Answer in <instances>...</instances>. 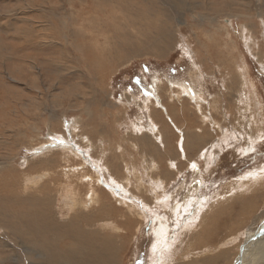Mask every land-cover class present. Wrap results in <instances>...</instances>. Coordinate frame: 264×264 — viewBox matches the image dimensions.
<instances>
[{"label": "bare ground", "instance_id": "bare-ground-1", "mask_svg": "<svg viewBox=\"0 0 264 264\" xmlns=\"http://www.w3.org/2000/svg\"><path fill=\"white\" fill-rule=\"evenodd\" d=\"M37 1L41 2V5H45V9L41 10V18L49 21V17L46 15L47 12L50 15L56 16V19L58 20L72 23L74 31L73 39L76 41V46L80 52L81 58V63H77L62 52L60 60L51 61L50 64L46 63L40 66V68L36 66L37 69L45 71L54 66V64L56 65V62L59 63V61H61V64L66 67V69L61 67L62 70H68L72 74L78 72V74H80L78 77L81 78H85L84 76H91L90 80L92 82V85L90 86L92 87V90L90 92L88 91L90 99L87 100V102L85 100H82L81 102L74 101L72 103H65L66 107L65 105L53 107L55 110H61L57 116L59 118L55 117L53 111H50L46 117L44 127L52 130L54 124L57 125V122H59L58 126H60L59 128L62 133L68 134L72 139H75L84 149L85 158L80 159L66 147L65 149H55L51 151L45 150L43 154L36 158L22 160L23 165L32 161L34 163L31 165L33 166L32 168L34 170L37 167L42 169L40 172L42 175L34 176L35 179L29 180L30 182L35 183L34 186L28 187L33 191L28 197L21 199L19 197L25 194L19 193L21 195L15 197L13 193V197L17 200V211L14 210V212L8 207L6 208V201L3 200V203L2 200H0V217H4L5 219L3 221L0 220L2 221L0 223V229L4 231L5 242H12L20 249L27 247L25 245L27 240H31L35 243L34 246L31 243L25 249L36 252V254L34 253L32 256L26 254L25 264H121L120 262L122 261L123 256L119 249V245H117L119 238L116 236L117 228L113 224L112 219L123 218L125 223L123 224L122 231L129 235L134 234L133 228L137 225L134 234V237L135 235L137 237L141 230L140 227L142 222L140 216L143 210L138 209L141 213L136 211L134 208L135 205L133 206L130 201L125 200L127 202L122 203V201L117 198V194L121 193L127 195V197H130V195L133 196L137 200L142 201V206L146 209L147 204L145 202L147 199L139 194V190L133 191L134 186L132 189L128 188L130 184L129 172L127 170L128 164L124 160L126 153L124 148L126 146H123L124 148L122 147V141L124 139L121 141L122 138L120 139L119 137L121 142L117 141V143L119 142L118 150L114 147L112 148V145L109 144L110 142L109 140H106V138L110 137L109 133L112 134L113 131H108L109 127L107 126V128L106 126H103L101 121L99 122L96 119V121L99 122L97 123L93 120L92 116L94 117L96 114L93 115L91 113L92 111H89V104H91L93 100H97L96 94L100 91V93L103 92L105 94L103 98L104 100L102 101L100 99L99 101L102 110L101 117H105L103 110L105 111V109H107L109 114H114L116 111L118 116L122 115L123 120V117H125L130 111L131 107H134L139 115L144 114L148 126L146 128L147 132L143 127L139 128L135 123H131V131L130 133H127L125 141L127 140L128 145L134 147L135 151L139 147L143 148L142 154H140L141 157H144L142 163L144 164L143 166L147 175L152 174V172H160L161 168L156 157L163 156L162 153L166 152L167 160H163L166 167L163 170L161 169L162 172L160 175L163 174L167 181L172 180L173 178L176 179L177 174L179 175V173H181L180 166L182 167V164H185V169L191 168L193 171L199 170L198 173L201 171L199 163H204L206 165L214 163V165H218L222 160L224 152L222 147L224 144L222 135L226 132L224 128L230 127L229 130L234 134L235 141L240 140L239 148H235H237V150L239 149L241 153H246L255 149L257 139L264 135V117L261 114L260 117L262 118V122L257 119L259 118L258 116H256V119L249 118L251 116L250 108L255 106V100H257L255 99L256 94L251 91H246L247 89L245 87H248V84L245 80H240L242 83L239 85L243 87L244 91L247 93L238 91V87H240L237 86L236 83V78L239 75V73L237 74L238 67H235L234 70L228 74L230 75L228 78L231 81V92H226V95L228 94V96H226L228 97V105H226L229 110H226L227 112H222L224 116H221V122H223L224 125L219 123L220 120L217 121L215 120L216 118L214 119L213 116H211V113H214L213 111L216 109V97H210L209 99L206 94V96H204V93L193 91L192 88L187 86L181 87L178 84L170 86L167 83L158 80L155 99L149 98L145 102H142L141 97L138 96L137 98H134L131 92H125L126 102L124 103H121L120 100V102L116 101L115 97H112L111 93L104 88L108 87V80L112 81L114 76H117V74L120 75L123 70L131 66L133 61L135 62L136 60L141 59H146V61H148L147 58L150 56L159 58L166 57L167 52H169L170 49L176 48V46L183 47L187 52V55H184L188 58L190 66L193 67V72L189 75L190 79L196 83L199 81L203 83L205 81L204 78L206 73H203L201 66L197 63L199 61H197V50H190V45L196 41L198 44L205 47L207 43H210L211 41L213 42V34L216 36L222 33L225 36H228L227 43L229 46L233 39L225 25V23H231V18H228V16H236L237 20L241 17L245 18L248 16L261 17V10L264 11V0H255L258 1L256 3L253 0H240L238 2H236V0H221V7L219 11H216V16L221 17V14L225 13V15L228 16H224L226 17L224 20V17L219 19L212 17L211 13H213L214 6L209 5V0H94L95 6L91 15H89L83 2H88V0H62L61 5H59L58 2H54V0H43V2L40 0ZM64 4L67 6L64 7ZM167 4L170 5L171 8H167ZM173 8L179 13L178 16L174 15L172 11ZM218 12H221V14H218ZM33 22L40 24V27H37L42 30L41 36L37 35V32H35L37 30L34 31ZM123 22L126 23L124 28L120 27ZM32 24L33 25L29 26L25 21L21 22V25H19L15 32L18 43L16 46L24 48L25 50L33 49L34 51H36L35 49L38 51L40 48H45L47 53H53L55 48H58L59 43L52 40L46 41L51 30V22L44 21L39 23L37 19V21L33 20ZM168 24H170L169 28L175 29L176 31L166 30ZM180 25L187 27V30H183ZM242 26L243 25H241L240 29H242ZM185 32H187V34H183ZM172 33L176 35L177 40L170 39L171 41H168V38L173 35ZM220 41L221 40H219L218 44H221V46L224 47L223 45H225L226 42ZM176 42H179V44H176ZM36 44L39 45L37 46ZM199 50H201V48H199ZM203 50L206 51L204 48ZM227 51L228 54L231 53L230 49H227ZM169 55H167V57ZM222 57H224L223 54ZM113 70H115L114 73ZM226 73L228 72L226 71ZM239 77H242V75ZM54 83L56 84V82ZM78 83L80 82L78 81ZM224 83V89L228 88L226 84L227 82L225 81ZM107 90L109 89L107 88ZM221 95L224 96L225 94L223 95L222 93ZM110 97H112V99H110ZM216 99L219 102V99ZM35 102L37 101L35 100ZM188 103H191V106L188 107L185 105H188ZM37 107L39 106L37 105ZM231 108L236 109L237 116L233 117L231 115V111H233L230 110ZM94 109L96 110V108ZM70 111H72L71 113H74V117L69 116V121L66 122L67 112L70 113ZM2 113L4 114L5 112ZM216 114L219 113L216 112ZM195 115L201 119V126L193 125V116ZM114 116L112 115L114 118L113 123L116 124L115 130H118L123 125V121L120 122L121 119L120 121H116V116ZM108 118L111 117L108 116ZM36 122H34V124L26 123L27 131H33L35 133H38V131L40 132ZM184 124L186 126H184ZM235 124L239 125V131L234 130ZM251 126L256 128H252ZM246 127L248 129L250 127L249 131ZM22 131L19 130L15 136L19 137L23 135L24 133ZM174 132L177 134L176 139L173 137V134H175ZM167 133L171 140L169 138L167 139ZM52 135L55 134L50 131L49 137ZM173 138L175 139V142H172L174 145L172 144L173 146H171V144H168V140L171 142ZM48 142L49 140L46 141V143ZM32 147H34V144L27 143L24 144L23 148ZM165 149L166 151L164 152ZM191 153L193 154L191 155ZM196 153L197 158L192 159ZM4 159L5 161L0 169L2 168L5 170L9 168L13 171L10 161L13 160L14 162L15 156H13V154L12 156L8 155V157H4ZM108 159H110V161H108ZM120 161L123 162L122 165L119 164ZM121 171H123L124 177L127 179L126 185H123L122 182L117 180V176H119ZM100 174H102L105 179H109L111 182V185L109 183L110 186H108V182L101 185ZM247 174H244L239 179L228 181L220 188V191L213 194L211 198L210 196H207V198L202 197L201 201H197L188 195L192 199L182 206L183 208L176 205L177 207L173 208L171 211L173 214L175 213L173 217L175 219L174 221L177 222L174 226L177 230L173 233L172 240H168L173 228H171V226L169 227L167 218L165 217L163 222L159 219L156 220L153 228H151V232L155 236L151 249L153 253L157 251V253H160V258L158 259L159 264L170 263L165 260V257L170 252L175 238H178L177 235L181 231L184 232L187 229L190 231H188L185 236L189 238V241L193 238L196 240L195 246L190 245V248L187 249H189V251L193 250L195 253H193V257L191 259L188 258L185 263L181 261L178 264H197L198 259H195V257H199V255L204 256L200 259L202 264H218L214 263V258H211L210 256L215 253L219 254V256H223L224 253L231 255V258L228 260L220 261L224 264H245L244 261L247 260L248 257V253L245 254L246 247L251 248L252 245L250 244L252 243L254 244L252 248H256L255 245H260L262 241L264 242V207L260 208L255 204L257 198L260 197L264 199V167L262 169L258 167L252 173ZM152 176H155V174ZM163 176H161L162 179ZM58 180L65 181L66 184H69L66 188L69 189V191L72 189L73 192L78 191L79 193L80 191L81 194L83 193V197L80 198L77 194L67 190H63V194L61 195L60 191H54V189L51 188V185L57 183ZM150 180H152V184H154L155 179L150 178ZM159 181H161V179H159ZM156 183H158V180ZM245 185H247L249 189L251 188L249 190V198L245 196V191L241 192ZM139 186L141 188V184H139ZM61 187L63 188V185ZM24 188L27 187L25 186ZM11 193V191L8 192V194ZM251 195H253L254 199ZM172 197V193L169 195L163 193L162 200L159 198L158 201H155L160 208H166L167 210L170 201H172ZM58 198L61 199L63 206L65 207L64 211H66V216L65 214L64 216L66 218H64V220H60L63 219V216H60L56 210V202ZM229 201L235 202L233 207L236 208V212L231 213L232 208H221L222 205ZM23 205H28L30 208L29 211L24 212L21 209V206ZM143 207L142 209H144ZM259 208L261 210H259ZM180 210H182L183 215ZM191 211L192 213L194 212L193 215L187 217ZM182 217L186 219L189 218L187 223L192 219H195L198 224L196 223L193 227L194 224L189 223L188 225L185 223L183 229H181L182 226L180 227L178 222ZM220 218H222V220H220ZM236 218L237 220L234 221ZM138 219H140V222ZM241 224L244 225L243 228L241 227ZM240 229L241 232L236 234V231ZM253 231H259L257 233L259 236L258 238H256L257 235L245 238L246 234ZM222 233H224L223 236H221ZM241 235L242 238H239V241H237L238 237ZM235 242H238L239 244L235 246ZM242 242L243 244L241 246ZM17 244H19V246H17ZM228 246H230V248H228L226 252L225 249ZM235 247H237L239 251H236L233 255ZM3 248H5V246L0 244V252ZM262 250L264 249L262 248ZM195 254H197V256H195ZM244 254L246 255L245 258ZM256 256L257 254H255L254 257ZM262 256L263 257L260 258L258 264L264 263V255ZM6 258L7 257H5V259ZM2 259H0V264L5 262V259L4 261ZM10 261L12 264H17L14 257H11ZM236 261H239V263H236ZM6 263L9 264L8 262ZM250 264L256 263H253L252 261Z\"/></svg>", "mask_w": 264, "mask_h": 264}, {"label": "rangeland", "instance_id": "rangeland-1", "mask_svg": "<svg viewBox=\"0 0 264 264\" xmlns=\"http://www.w3.org/2000/svg\"><path fill=\"white\" fill-rule=\"evenodd\" d=\"M36 1L37 0H0V121H1L0 122V134H1L0 135V167L5 161L4 157L7 158L8 155L12 156V154H13V156H15V161L14 162H13V160L10 161L11 166L13 168L12 169L13 171H11V169H9V168H7L8 171H7V169H5V170L2 168L0 169V200H2L3 203H4V201H6V203H5L6 208L8 207L12 211H14V210L17 211V209H18V206L16 205L17 200L13 197V193H14L15 197H19L21 194H25V195H21L22 197L21 196L19 197L21 199L28 197L33 192L32 189H30L28 187L34 186V183H35V182L32 183L29 180L35 179L34 176L42 175L40 173L42 171V169L37 167L34 170L32 168L33 166H31V165L34 164L32 161H30L28 164L26 163V165H23L22 160H27L29 158H36L37 156L43 154L45 150L51 151V150H55V149H65L66 147L69 148L70 151L73 152L75 155H77L80 159L85 158L84 149L81 147V145L75 139H72L68 134L62 133V131L59 128L60 126H58L59 122H57V125L53 123L54 127L52 130L45 128L44 123H45L46 117L48 116V113H50V111L51 112L53 111V114L55 115V117H57L59 112L61 111V110H55V108H53V107H58V106H63V105H65V107H66L67 103H70V102L72 103L74 101L81 102L82 100H85L87 102V100L90 99L89 92L92 90L91 89L92 87H90L92 85V82L90 80L91 76H84L85 78H81V77H78L80 75V74H78V72L74 73V74H72L68 70H65L66 71L65 72L64 70L61 69V67L66 69V67L61 64V61H59V63L56 62V65L54 64V66L50 67L49 69H47L45 71H41L40 69H37V67H36V66H38L40 68V66H42L46 63L50 64L51 61L60 60L62 52H64L74 62H77V63L80 62L81 63L80 52L76 46V41L73 39L74 31L72 28V23H67V22H63L61 20H58V19H56V16L50 15L49 13L46 12V15L49 17L48 20L51 22V30L49 32V35L46 38V41L52 40V41H56L59 43L58 48H55V51L53 53H47V50H45V48H40V49H38V51H37V49H35L36 51H34L33 49L32 50L31 49L25 50L24 48H20V47L16 46V45H18V43H17V38L15 36V32H16L17 28L19 27V25H21L22 21H25L29 26L34 24L33 28H34V31L37 30L35 32H37L38 36H41V33H42V30H40V28H39L40 24H36L34 22L32 24V21L33 20L37 21V19H38L39 23L44 22V21L49 22V21L45 20L44 18H41L42 17L41 16L42 15L41 10L45 9V5H41V2H38V1L36 2ZM40 1L43 2V0H40ZM213 1H215V2H213ZM217 1L218 0H209V5L214 6L213 13H211L212 17L219 19V18H223L224 16H228V15H225V13L221 14V12H218V14L222 15L221 17L216 16V11H219L220 7H221V0H219L220 2L219 1L217 2ZM238 1H240V0H236V2H238ZM253 1L255 3L258 2L255 0H253ZM54 2H58L59 5L62 4V0H59V1L54 0ZM83 2H84L85 6L89 12V15H91L93 13L94 6H95L94 0H92V1L88 0V2H86V1H83ZM65 4H64V7L67 6ZM166 7L171 8V6L168 4L166 5ZM172 11H173L175 16H178L179 13L177 11H175L174 8L172 9ZM225 18L226 17H224L223 20ZM228 18H231L230 24H232V25L226 24V23H225V25H226L228 32L230 33V35L233 39L232 43L229 46L227 43V40H228L227 37L228 36H225L222 33L218 34L216 36H215V34H213V37H214L213 42L211 41L210 43H207L205 45V47H203L201 44H198L196 41H194L190 45V50H195V51L197 50V52L199 51L198 53L196 52V54H198L197 55V61L199 60L197 63H198V65L201 66L203 73L204 74L206 73L205 74L206 76L204 78L205 81L203 83L200 81L198 83H196L195 81L193 82V80L190 79L189 75L191 72H193V70H192L193 67L190 66V62L188 61V58L184 55V54L187 55V52L184 50L183 47L176 46V48L170 49L169 52H167V55L170 54L168 57L166 55L167 58L166 57L159 58V57L153 56L154 57V60H153V57L150 56L147 58L148 61H146V59L136 60L135 62L133 61L131 66H129L125 70H123V72L120 75L117 74V76L113 77L112 81H110V80L107 81L108 87L107 86L106 87L109 90H107V88H104V89L106 91L110 92L112 97L113 96L115 97L116 101L120 100L121 103H124V102H126L125 101V92H131V94L133 95L134 98H137L138 96L141 97L142 102H145L149 98L155 99L158 80H161L170 86H172L173 84H178L181 87L187 86L189 88H192L193 91H199L201 93H204L203 95L204 96L207 95L209 99H210V97H216L219 99V102H218V100L215 98L216 109H215V111H213L214 113H211V116H213L214 119L216 118L215 120H217V121L220 120L219 123L220 124L222 123L221 125H224L223 122H221L222 121L221 116L222 115L224 116V114L222 112L229 110V108L227 106L228 105L227 104L228 103V97H226V96H228V94L226 95V92L227 91H228V93L231 92V90H230L231 89V86H230L231 81L228 78L230 76L228 74L230 72H232L235 67H238L237 74L239 73V75L236 78L237 86H240L239 84L242 83L240 80H245V82L247 81L246 83L248 84V87H245L247 89L246 91L247 92L251 91V92L256 94L255 99H257V100H255V106L250 108L251 116L249 118L256 119V116H258L259 118H257V119L261 120V122H262V118L260 116L262 114L264 117V11L261 10V17H250V16H248L245 18L241 17L238 20L236 19L237 18L236 16L235 17L234 16H232V17L228 16ZM239 21H240V23H239ZM169 25L170 24L167 25L166 30L176 31L175 29L169 28ZM241 25H243L242 29H240ZM37 26H39V27H37ZM125 26H126L125 22H123L120 25V27H122V28H124ZM180 27L183 30H187V27H185L183 25H180ZM172 34L173 35L168 38V41H171L170 39L177 40L176 35L174 33H172ZM183 34H187V32H185ZM15 39H16V41H15ZM219 40H221L220 42H223V41L226 42V44L223 45L224 47H222L221 44H218ZM185 42H186V40H185ZM176 44H179V42H176ZM198 47L201 48V50H199ZM203 48L206 49V51L203 50ZM227 49H230V51H231L230 54H228ZM232 49H233V51H232ZM221 51H222V53H221ZM206 53H207V55H206ZM222 54L224 55L225 58L222 57ZM254 54H255V56H254ZM256 58H258V59H256ZM155 59H156V61H155ZM225 64H227V65H225ZM230 65H232V66H230ZM226 71L228 73H226ZM114 72H115V70H113V73ZM44 74H45V77H44ZM235 74H236V72H235ZM240 75H242V77H239ZM46 77H47V79H46ZM78 81L80 83H78ZM223 81L227 82L226 83L227 87H228V88H226L227 90L224 89L225 83ZM54 82H56V84ZM85 82H86V84H85ZM76 84H77V86H76ZM238 88H239V90H238ZM238 88H237L238 91H241L243 93L245 92L243 87L240 86ZM84 90H85V92H84ZM105 90H103V91H105ZM115 92H117V93H115ZM247 92H245V93H247ZM222 93H223V95L224 94L225 95L222 96L221 95ZM83 94H84V96H83ZM69 95H70V97H69ZM76 95H77V97H76ZM96 95H97V100H93V102H91V104H89V107H88L89 111H92L91 113L93 115L96 114V115H94V117L92 116V118L95 122L101 121L103 126H106V127L108 126L109 127V128L107 127L108 131H113L112 134L109 133L110 137L106 138V140H109V142H110L109 144L112 145V148L114 147L115 149L118 150V143L124 139L122 141V147L126 146L125 148L124 147L123 148L126 150L124 160L128 164L127 170L129 172L128 174H129V182H130L128 188L132 189L134 186L133 191L139 190L138 191L139 194H141L143 197H145L147 199V201L145 202L147 204L146 205L147 209H146L142 206L143 205L142 201L137 200L136 198H134L130 194H129L130 197H127V195L121 194L119 192H118L119 194H117V196H118L117 198L120 201H122V203H126L127 201H130V203L133 204V206L135 205L134 208L136 211H138V209L143 210L142 213L140 211H138L139 213H141L140 219H141L142 224L140 227L141 228L140 233L137 237H136V235L134 237L135 229H136L137 225L134 226V228H133L134 234L129 235V234H125L124 231H122L123 230V224L125 223V220L123 218L112 219L113 224L117 228V232H116L117 235L116 236H118V238H119L118 239L119 241H117V245H119V249H120L122 256H123L122 261L120 262L121 264H159L158 259L160 258V253H157L158 251L153 253L152 249H151L152 244H153L154 239H155V236L151 232V230H152L151 228H153L154 223H156V220L159 219V220H161V222H163L165 217L167 218L169 227L171 226V228H173V230L171 232L172 234L170 233L168 240L169 239L172 240V235L177 230L174 228L175 223H177V222L174 221L175 219L173 217L175 215V213L173 214V212H171V211L173 208L177 207L176 205H178V207L183 208L182 206H184L192 198H194L197 201H201L202 197L207 198V196H210V198H211L213 196V194H215L216 192H219L220 188L223 187L228 181L239 179L244 174H247L249 171L250 172L248 174H250L254 170H256L258 167H260L261 169L264 167V135H263V137L257 139V144L255 146V149H252L251 151L246 152V153H241L239 151V149L237 150V148H235V147L239 148V145H240L239 141L240 140L235 141L234 134H232V132L229 130L230 127H228V128H224L226 132L223 133V135H222V138L224 139V144L222 145L224 152H223L222 160L220 161V163L218 165H214V163H211L210 165H206L204 163L203 164L199 163L201 171H200V173H198L199 170L193 171L191 168L185 169V164L184 165L182 164V167L180 166V168H181L180 172L181 173H179V175L177 174L176 179L173 178L172 180L167 181V180H165V177L163 176V174L160 175V173L162 172L161 169L163 170L166 167L164 162H163V160L164 161L167 160V157H166L167 154L165 152L166 151V149H165L164 150L165 153H162L163 156L156 157L157 158L156 160H158L157 162L159 163V166L161 168L160 172L159 173H157V172L153 173L152 172V174L147 175V173L145 172V168L143 166L144 164L142 163L144 157H141L143 148L139 147L135 151V148L128 145L127 140L125 141V139L127 138V133H130V131H131L130 130L131 129V123H133V124L135 123V125H137L139 128L143 127L144 130L147 132L146 128L148 126H147L146 116L144 114L139 115L138 112L135 110V108L131 107L130 111L125 115V117H123V120H122V115L118 116L116 111L114 114L113 113L109 114V112H107V109H105V111L103 110L105 117H101L102 110L100 107L101 103L99 101H100V99L102 101L104 100L103 98H104L105 94L103 92L100 93V91H99V93H97ZM112 97H110V99H112ZM35 100L37 102H35ZM258 100H259V102H258ZM50 101H52L53 103ZM220 101H221V103H220ZM30 102H32V103H30ZM37 105L39 107H37ZM185 105L189 107V106H191V103L190 104L188 103V105L187 104H185ZM94 108H96V110ZM230 110H233V111H231V115L233 117L237 116L235 108H231ZM2 112H5L4 113L5 115ZM71 112L72 111H70V113L67 112V115H66L67 120H65L66 122L69 121V119H68L69 116L74 117L73 116L74 113H71ZM93 112H95V113H93ZM216 112H218L219 114H216ZM256 113H257V115H256ZM112 115L116 116V117L114 116L116 121H120V119H121L120 122L123 121L122 122L123 125L118 130H115L116 124L113 123L114 118L112 117ZM108 116L111 117L113 120L111 118H108ZM126 116H127V118H126ZM57 118H59V117H57ZM96 119H97V121H96ZM23 121H25V122H23ZM6 122H7V125H6ZM34 122L37 123L38 128L40 129V132L38 131V133H35L33 131H27L26 123L27 124H31V123L34 124ZM99 122H97V123H99ZM193 122H194L193 123L194 126H198V125L201 126V124H202L201 119H199L196 115L193 116ZM23 123H25V124H23ZM129 124H130V126H129ZM184 126H186V125L184 124ZM110 127H112V128H110ZM251 127L253 128L254 126H251ZM234 128H235L234 130H238L239 125L235 124ZM254 128H256V127H254ZM249 129H250V127H249ZM249 129L247 128L248 131H249ZM19 130H21V131L23 130L22 132L24 134L19 136V137H16L15 135ZM247 130H245V131H247ZM50 131L53 132L55 135H52L51 137H49ZM127 131H129V132H127ZM145 131H143V132H145ZM263 132H264V130H263ZM175 134H173V137L176 139L177 134L176 135ZM167 135H168V133H167ZM119 137H120V139L122 138L121 141H120ZM168 138L171 140L169 135L167 136V139ZM174 138L172 139L171 142H169L170 140H168V144H171V146L174 145L173 144L175 142ZM48 140H49V142L46 143V141H48ZM117 141H119V142L117 143ZM10 142L14 143V144H11ZM27 143L34 144V147L23 148L24 144H27ZM36 143L37 144L41 143V144L37 145ZM16 145H17L18 149L16 148ZM35 145H37V146H35ZM14 149H15V151H14ZM137 151H138V153H137ZM162 152H163V150H162ZM192 154L193 153H191V155ZM159 158H162V159H159ZM193 158H197V153L192 157V159ZM108 161H110V159H108ZM119 164L122 165L123 162L120 161ZM253 167H255V168H253ZM18 173H19V175H18ZM153 174H155V176H152ZM14 175H16V176H14ZM182 175H183V177H182ZM99 176H100V180L102 182L101 185L106 184L107 182H108V186L111 185V182L109 181L108 178L105 179L102 176V174H100ZM161 176H163V179ZM19 177H20V179H19ZM32 177H34V178H32ZM123 177H124V173H123V171H121V173H119V176H117V180L122 182L123 185H126L127 179H126V177H124V178ZM150 178L155 179L154 184H152V180H150ZM158 178L161 179V181H159ZM157 180H158V183H156ZM13 182H15V183H13ZM109 183H110V185H109ZM139 184H141V188H140ZM62 185H63V188L61 187ZM68 185L69 184H66L65 181L63 182L61 180H58L57 183L51 185V188H53L54 191H57V192L60 191V195H61V194H63V190L69 191V189H66ZM25 186L27 188H24ZM197 187H199V188H197ZM250 189L247 185H245L242 188L241 192L245 191L244 192L245 196L247 198H249L250 197V191H249ZM3 190H5V191H3ZM9 191H11L12 193L8 194ZM70 191L73 192L72 189H70ZM5 193H7L8 195ZM19 193H21V194H19ZM73 193L77 194V196L80 198L83 197L82 196L83 193L81 194L80 191H79V193H78V191L73 192ZM163 193H165L166 195H169L170 193H172V196H173L171 198L172 201H170L169 206H168L169 208L167 210H166V208L165 209L160 208L156 202L159 200V198H161V200H162V194ZM197 194H198V196H197ZM3 195H5L6 197ZM188 195H190L192 198ZM257 196H259V195H257ZM246 197H243V198H246ZM251 197L254 199L253 195H251ZM125 200H127V201H125ZM185 200H187V201H185ZM255 204L260 208L264 207V199H262L260 197L257 198ZM233 205H235V202L229 201V202H226L224 205H222L221 208L222 209H226V208L231 209L232 208L231 213H234L237 210H236V208L233 207ZM142 207L144 209H142ZM64 208L65 207L63 206L61 199L58 198V200L56 202V210L58 211V214H60V216H63V219H60V220H64V218H66L65 217L66 211H64ZM260 208H259V210H261ZM21 209L24 212H27V211H29L30 208L28 205H23V206H21ZM180 211L182 214V210H180ZM193 213L191 211L187 215V217L193 215ZM64 214H65V216H64ZM170 214L172 215L173 218L171 217ZM184 217H182V219H180L178 222L179 226L180 227L182 226L181 229H183V225L185 223H187L188 219H189V218L186 219ZM140 219H138V221ZM169 219H172L173 221L169 220ZM0 220L3 221L5 219H4V217H0ZM220 220H222V218H220ZM236 220H237V218L234 221H236ZM2 221H0V223ZM195 221H196L195 219L194 220L192 219L189 223L194 224L193 225V227H194L197 223V221L196 222ZM189 223H187V224L189 225ZM118 225H119V227H118ZM243 226L244 225L241 224L242 228H243ZM209 227H211V226H209ZM0 228H1V226H0ZM118 228H120V229H118ZM244 230H246V229H244ZM188 231H190V230L187 229L184 232L181 231L177 235L178 238H175V241L173 242L174 245L172 244V248H171L170 252L165 257L166 258L165 260L170 262L169 264H178L181 261H183V263H185L188 258L191 259L193 257L192 255L195 252L193 250L189 251V249H187V248H190V245L195 246L196 240H194V238H193V239H190V241H189V238L187 236H185V234H187ZM240 232H241V229L236 231V234H238ZM258 232L253 231L251 233H248L245 235V238H248L250 236H255V235H257ZM1 234H3V235H1ZM223 235H224V233L221 234V236H223ZM121 236H122V238H121ZM4 237H5L4 231L0 229V244L2 246H5V248H3L2 251L0 252L1 253L0 259L3 258L2 260L4 261L5 257L8 258V259L6 258L5 262H3L2 264H7L6 262H8L9 264H12L10 261L11 257H14V259L17 261V264H25V262H26L25 258L27 255L32 256V254H34V253L36 254V252H33L31 250H29L30 252L28 250H25L31 243L34 246L35 243L33 241L27 240V242L25 243V245L27 247L20 249L19 247H16L12 242H9V241L5 242ZM258 237L259 236L257 235L256 238H258ZM239 238L241 239L242 235L240 237H238L237 241H239ZM251 242H253V241H251ZM235 243H236V244H234L235 246H237V244H239L238 242H235ZM263 243L264 242L262 241V243H260V245L259 244L255 245L256 248H252L254 245L252 243L250 244V245H252L251 248L246 247V249H245L246 253L245 254L248 253V257H247V260L244 261L245 264H250L252 261H253V263H256V264H258L260 262V258L263 257L262 255H264V253H263L264 250H262V248L264 249ZM242 244H243V242L241 243V246H242ZM187 245H188V247H187ZM17 246H19V244H17ZM6 247H7V249H6ZM15 247H16V249H15ZM228 248H230V246H228L225 249L226 252H227ZM236 251H239L237 247H235V251L233 252V255L236 253ZM187 253H189V254H187ZM251 253L254 256H255V254H257V256L254 257ZM245 254H244V258L246 257ZM10 255H11V257H10ZM171 256H173V257L175 256V257L173 258ZM195 256H197V254H195ZM210 256H211V258H214L213 259L214 263H218V264H224L223 262H220V261H225V260H228L229 258H231V255L226 254V253H224L223 256H219V254H216V253L212 254ZM203 257L204 256H200V255H199V257H195V259H198L197 264H202V261H200V259H202ZM244 258H242V259H244ZM173 262H175V263H173ZM236 263H239V261H236Z\"/></svg>", "mask_w": 264, "mask_h": 264}]
</instances>
